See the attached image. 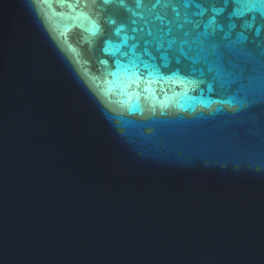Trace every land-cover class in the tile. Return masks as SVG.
Segmentation results:
<instances>
[{
    "label": "water",
    "instance_id": "obj_1",
    "mask_svg": "<svg viewBox=\"0 0 264 264\" xmlns=\"http://www.w3.org/2000/svg\"><path fill=\"white\" fill-rule=\"evenodd\" d=\"M0 264H264V0H0Z\"/></svg>",
    "mask_w": 264,
    "mask_h": 264
},
{
    "label": "snow or ice",
    "instance_id": "obj_2",
    "mask_svg": "<svg viewBox=\"0 0 264 264\" xmlns=\"http://www.w3.org/2000/svg\"><path fill=\"white\" fill-rule=\"evenodd\" d=\"M157 19H160L162 22H164V21H163V18L160 17V16H157ZM213 23H214V22H213Z\"/></svg>",
    "mask_w": 264,
    "mask_h": 264
}]
</instances>
